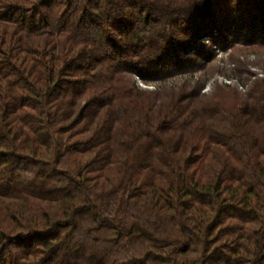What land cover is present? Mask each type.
<instances>
[{"label":"trees","instance_id":"1","mask_svg":"<svg viewBox=\"0 0 264 264\" xmlns=\"http://www.w3.org/2000/svg\"><path fill=\"white\" fill-rule=\"evenodd\" d=\"M238 46L264 0H0V264H264V79L193 80Z\"/></svg>","mask_w":264,"mask_h":264},{"label":"rangeland","instance_id":"2","mask_svg":"<svg viewBox=\"0 0 264 264\" xmlns=\"http://www.w3.org/2000/svg\"><path fill=\"white\" fill-rule=\"evenodd\" d=\"M200 77L205 79L201 93L212 94L217 88L222 91L225 86H230L240 94L246 93L257 79H264V47L216 48L207 69L198 73L193 80ZM139 85L154 89V86H145L141 82Z\"/></svg>","mask_w":264,"mask_h":264}]
</instances>
